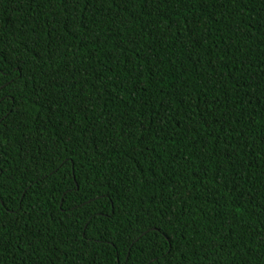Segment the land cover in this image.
Wrapping results in <instances>:
<instances>
[{"label":"trees","instance_id":"16d2710c","mask_svg":"<svg viewBox=\"0 0 264 264\" xmlns=\"http://www.w3.org/2000/svg\"><path fill=\"white\" fill-rule=\"evenodd\" d=\"M0 185V264H264V0H0Z\"/></svg>","mask_w":264,"mask_h":264},{"label":"snow or ice","instance_id":"6c2138e0","mask_svg":"<svg viewBox=\"0 0 264 264\" xmlns=\"http://www.w3.org/2000/svg\"><path fill=\"white\" fill-rule=\"evenodd\" d=\"M67 159H70V158H66V160H65V161H61V166H62L64 163H66V162H67ZM0 187H2V185H0Z\"/></svg>","mask_w":264,"mask_h":264}]
</instances>
